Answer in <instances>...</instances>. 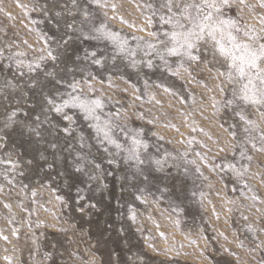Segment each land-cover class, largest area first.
<instances>
[{
	"label": "rangeland",
	"instance_id": "1",
	"mask_svg": "<svg viewBox=\"0 0 264 264\" xmlns=\"http://www.w3.org/2000/svg\"><path fill=\"white\" fill-rule=\"evenodd\" d=\"M109 2L117 5L104 10L115 17L110 20L115 30L130 40L147 34L137 31L144 23L143 0ZM248 3L257 11L240 6L228 14L242 13L245 21L258 23L264 10L258 0ZM55 4L62 7L63 0H0V79L16 74L15 53H26V61L41 54L40 32L51 34ZM132 23L137 27H129ZM202 61L190 73L180 70V76L163 69L137 75L122 64L89 69L95 87L110 98L105 111L120 113V122L130 129L142 128L149 151L168 154L167 163L142 182L133 180L126 166L109 165L101 149L103 168L111 175L94 194L83 185L81 193L73 187L63 153L52 168L34 149L14 171L0 163V264H264V151L259 143L249 146L250 161L234 153L235 141L225 129L235 120L215 110L213 98H220L215 68L210 55ZM9 103L0 100V111ZM248 114L264 122V109L253 107ZM80 130L90 134L83 124ZM13 139L6 151L24 153L19 138ZM34 157L33 165L24 163ZM192 160L195 165L187 163ZM229 163L247 167L243 180Z\"/></svg>",
	"mask_w": 264,
	"mask_h": 264
},
{
	"label": "snow or ice",
	"instance_id": "2",
	"mask_svg": "<svg viewBox=\"0 0 264 264\" xmlns=\"http://www.w3.org/2000/svg\"><path fill=\"white\" fill-rule=\"evenodd\" d=\"M258 5L264 10V0H258ZM240 6L257 11V5L248 0H143L139 7L144 23L137 31L147 34L132 35L130 40L112 27L110 20L115 17L104 10H115L117 5L109 0H63L62 7L55 4L51 34L40 32L41 54L26 61L22 58L26 53H15L11 59L16 74L0 79V100L10 101L0 111V152H5L0 163L14 171L28 150L34 149L52 168L63 153L61 162L70 169L73 187L81 193L83 185L94 194L106 187L102 180L111 175L103 168L102 149L109 165L126 166L133 180L148 182L153 172L163 169L168 154L154 155L142 128L130 129L120 122V113L105 111L110 98L95 87L89 69L107 70L122 64L137 75L144 69H163L180 76V70L190 73L193 65L202 63L205 54L211 56L213 79L218 81L215 87L220 98H213L214 108L235 120L225 131L235 141L234 153L250 161L249 146L255 148L259 143L264 151V122L248 114L253 107L264 109V14L258 12V23L245 21L242 13L228 14ZM129 27L137 26L132 23ZM109 83H113L110 77ZM81 124L89 135L80 130ZM13 137L19 138L24 153L6 151L16 143ZM44 153L52 156L51 162ZM34 160L24 163L31 166ZM187 163L195 165L196 161ZM227 167L244 179L246 166L237 168L229 163ZM91 198L80 195L82 200ZM130 218L137 219L135 209Z\"/></svg>",
	"mask_w": 264,
	"mask_h": 264
}]
</instances>
